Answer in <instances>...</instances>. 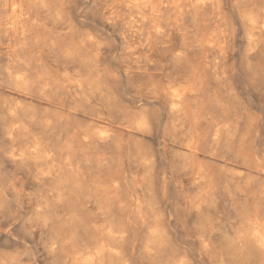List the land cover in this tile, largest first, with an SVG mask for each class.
<instances>
[{"label":"bare ground","instance_id":"1","mask_svg":"<svg viewBox=\"0 0 264 264\" xmlns=\"http://www.w3.org/2000/svg\"><path fill=\"white\" fill-rule=\"evenodd\" d=\"M11 1V30L33 31L23 17L48 0ZM128 2L112 15V72L94 33L19 38L12 62L22 68L0 80V158L49 183L54 207L38 214L66 264H134L139 230L148 231L142 260L187 264L169 262L178 221L199 236L198 263L264 264V0ZM116 83L155 112L123 107ZM146 142L157 161L142 152ZM155 162L163 187L174 186L161 214ZM220 215L234 235L219 233Z\"/></svg>","mask_w":264,"mask_h":264},{"label":"rangeland","instance_id":"2","mask_svg":"<svg viewBox=\"0 0 264 264\" xmlns=\"http://www.w3.org/2000/svg\"><path fill=\"white\" fill-rule=\"evenodd\" d=\"M128 3V0H48L47 7L33 8L27 16L23 17L24 21L27 19L32 21L33 26L30 28L32 27L33 31L22 34L11 30L13 27L11 15L15 4L11 0H0V80L8 73H17L22 68L20 63L12 62L20 53V49H17L19 38L25 36L27 37L26 42L29 43L43 30L53 35H67L71 32L70 30L76 35L83 32L96 34L101 38L103 47L106 48L101 56V64L112 72L119 54L118 46L114 42L118 28L112 25L114 21L112 15L120 10L123 13ZM117 6L121 7L117 8ZM122 18V16H117L115 19ZM27 27L29 28V25ZM124 89L128 91V94H123ZM114 90H117L120 104L126 109L134 113L141 111L142 108L150 114L155 112L153 107H143L140 102L131 103L127 96L134 94L135 87L130 88L128 85L116 83ZM258 134L261 137V133L258 132ZM160 139V141L163 140L162 135ZM140 146L143 153L151 155L155 161L158 160L156 145L146 142L141 143ZM154 165L156 177L151 183L152 202H154L156 212L161 214L167 203H174V186L171 184L168 190L163 187L160 167L156 162ZM47 184L49 183L44 186L37 185L33 173L27 172L22 167L12 169L0 158V264H66L61 255L51 252L50 249L57 247L56 244L52 245L58 241L57 237L54 236L51 226H43L40 219L41 214H38L48 204L50 208L54 207L47 195V187H49ZM193 194V192L189 193L191 197ZM220 220H224L222 215H220ZM63 221L61 214L56 224L60 225ZM180 225L183 226L178 221L179 228L182 227ZM223 228L219 233L226 231L232 236L236 231V227H232L227 220L223 221ZM181 229H185L186 232L184 230L182 232ZM178 230L174 228L169 230L170 240L167 247L169 262L185 261L187 264H200L196 254L200 247L199 236L190 226L180 228L179 231L188 235H185V238L188 237L193 242L187 244L182 241L181 235L179 237ZM63 233L66 232L63 231ZM144 242H148V231L139 230L135 248L131 252L134 264H148L142 260L140 245ZM220 262L218 258H207L206 260V264H220Z\"/></svg>","mask_w":264,"mask_h":264}]
</instances>
